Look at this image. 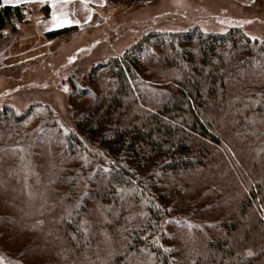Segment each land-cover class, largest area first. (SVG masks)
<instances>
[{
	"label": "trees",
	"instance_id": "16d2710c",
	"mask_svg": "<svg viewBox=\"0 0 264 264\" xmlns=\"http://www.w3.org/2000/svg\"><path fill=\"white\" fill-rule=\"evenodd\" d=\"M28 11L0 0V35ZM93 73L76 131L51 111H0V264H264V44L152 32ZM180 206L218 221L195 234L175 221L169 248Z\"/></svg>",
	"mask_w": 264,
	"mask_h": 264
},
{
	"label": "rangeland",
	"instance_id": "374dc122",
	"mask_svg": "<svg viewBox=\"0 0 264 264\" xmlns=\"http://www.w3.org/2000/svg\"><path fill=\"white\" fill-rule=\"evenodd\" d=\"M90 1L92 11L86 12L79 3L72 17L56 14L62 24L54 20L50 4H31L26 22L16 24V31L6 27L0 35V111H51L64 133L76 131L98 94L92 70L122 56L152 32L185 33L196 28L225 34L236 29L264 44V0H151L115 5ZM46 5L48 17L43 10ZM70 26L76 29L66 36L47 37L51 31ZM175 221L182 230L195 234L200 229L210 232L218 220L199 207L194 213L186 206L175 208L165 225L169 248L179 247L174 240L178 234ZM25 264L38 263L29 257Z\"/></svg>",
	"mask_w": 264,
	"mask_h": 264
},
{
	"label": "crops",
	"instance_id": "0c3cea01",
	"mask_svg": "<svg viewBox=\"0 0 264 264\" xmlns=\"http://www.w3.org/2000/svg\"><path fill=\"white\" fill-rule=\"evenodd\" d=\"M44 3L50 4L52 9V16L55 13V16L56 14H58L62 18H65V16L72 17V14L76 13L74 10L75 4H79V3L82 4L85 7L86 12L94 10L90 0H86V2H82V0H55V7H53L54 0H21V2L18 4L12 2L5 3V0H3V4L9 6H15L21 4H27V5L36 4L37 6H39ZM90 5H92V7Z\"/></svg>",
	"mask_w": 264,
	"mask_h": 264
},
{
	"label": "snow or ice",
	"instance_id": "6c2138e0",
	"mask_svg": "<svg viewBox=\"0 0 264 264\" xmlns=\"http://www.w3.org/2000/svg\"><path fill=\"white\" fill-rule=\"evenodd\" d=\"M9 2H12V3H16V4H18V3L21 2V0H5V3H9ZM82 2H86V0H82ZM53 7H55V0H54V3H53ZM53 16H54V20H56L55 13L53 14ZM56 22H57L58 24H62L64 21L56 20ZM76 23H79V21H76ZM249 255H251V253H249Z\"/></svg>",
	"mask_w": 264,
	"mask_h": 264
}]
</instances>
